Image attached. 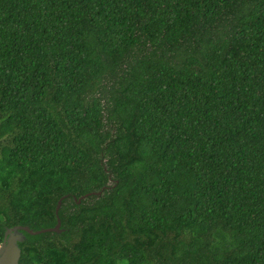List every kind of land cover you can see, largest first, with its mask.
<instances>
[{
  "label": "trees",
  "instance_id": "1",
  "mask_svg": "<svg viewBox=\"0 0 264 264\" xmlns=\"http://www.w3.org/2000/svg\"><path fill=\"white\" fill-rule=\"evenodd\" d=\"M62 196L20 264H264V0H0V243Z\"/></svg>",
  "mask_w": 264,
  "mask_h": 264
},
{
  "label": "water",
  "instance_id": "2",
  "mask_svg": "<svg viewBox=\"0 0 264 264\" xmlns=\"http://www.w3.org/2000/svg\"><path fill=\"white\" fill-rule=\"evenodd\" d=\"M103 188L101 191H94L77 199L80 203L83 197H86L89 194H102ZM66 196H62L56 206V212L58 215V211L63 203V199ZM55 231L62 232L64 228H62V221L60 216L58 215V222L55 226L51 227H43L39 229H35L30 225H14L7 226L4 233L3 241L0 243V264H20V258L22 255V247L20 243L27 240V234H40L43 232Z\"/></svg>",
  "mask_w": 264,
  "mask_h": 264
}]
</instances>
